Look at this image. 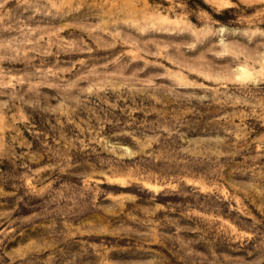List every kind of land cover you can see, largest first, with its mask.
Returning <instances> with one entry per match:
<instances>
[{
    "label": "clouds",
    "instance_id": "9594fccd",
    "mask_svg": "<svg viewBox=\"0 0 264 264\" xmlns=\"http://www.w3.org/2000/svg\"><path fill=\"white\" fill-rule=\"evenodd\" d=\"M0 264H264V0H0Z\"/></svg>",
    "mask_w": 264,
    "mask_h": 264
}]
</instances>
